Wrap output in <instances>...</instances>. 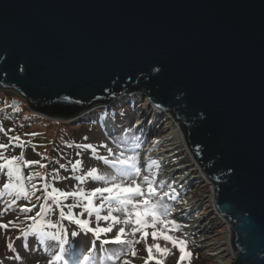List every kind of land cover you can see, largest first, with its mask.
I'll return each mask as SVG.
<instances>
[{"label":"water","instance_id":"water-1","mask_svg":"<svg viewBox=\"0 0 264 264\" xmlns=\"http://www.w3.org/2000/svg\"><path fill=\"white\" fill-rule=\"evenodd\" d=\"M136 87L213 185L233 264H264V0H0L11 105L73 120Z\"/></svg>","mask_w":264,"mask_h":264},{"label":"rangeland","instance_id":"rangeland-1","mask_svg":"<svg viewBox=\"0 0 264 264\" xmlns=\"http://www.w3.org/2000/svg\"><path fill=\"white\" fill-rule=\"evenodd\" d=\"M0 92H6L5 94L10 95L8 97L13 98L8 101V105L12 107L13 105H11V103L17 98V96L7 91ZM129 94L130 93H126L122 95L120 98L109 103V105L99 104L97 107H94L86 112V114H82L74 120H63L64 123L62 125L66 126V128H58L59 126L54 122L47 123L45 121L43 122L45 124H41V126L37 123H33L25 133L23 130L20 131V129H22L20 126L22 123H25L24 118L28 117L27 113H32L28 106L25 104L21 109H16V111L13 108H18V105L13 106L11 111L10 108H4L3 116L7 111H10V116L15 114L18 115H16L13 123H8L6 125L7 127L10 126L11 128H15V131H12V133L5 130V133L3 134L4 140L0 139V145L3 144L4 146H9L10 144L18 142L24 146L19 147L21 150L18 147L13 148L12 150L7 147L0 148V163H4L7 159L13 157H18L25 161L26 163L21 164V172L24 178L23 182L26 190L30 193L34 192V195H31L29 199L21 198L13 203L14 197L8 195L6 190L3 189V184L8 182L7 172L6 170L0 171V193H4V195L0 196V224H8L7 229L0 228V264H49V261H51L54 258V255L58 253L60 248L58 241L47 240L44 243H41L39 239L34 238L31 228H26L27 224L29 223L30 226L33 221L31 219L27 221L22 220V216L28 217L30 214L20 211L21 208L32 207V205H36L38 210L40 209L41 204L50 205L48 199L45 198L47 195L44 190L45 184L48 185V193L52 192L53 188H55L57 192H72L77 191L82 187L85 192H89L96 187L102 186V182L93 181L92 178L87 175L88 172H91L92 169H96L97 174L107 175L111 171L107 165L103 164V161L98 159L99 156L109 155L107 148H112L113 152L116 154L120 151H125V155L137 154L140 158L141 164L144 165L146 162H150V160L142 161V157H146L145 154L156 152L160 146L168 144L166 140L169 138L170 131L177 127V121L173 120L170 113L166 116L168 119L167 122L161 120L157 116L158 111H155L146 99V91L134 90L131 93V96L128 97L127 95ZM127 99L131 100V102ZM121 102V109L115 107V110H110L111 106ZM21 105L23 104H20V107ZM102 107L107 108L103 109V111L107 110L109 113L98 111L101 110ZM138 118H140V122L142 123L140 128H138ZM7 121L9 120L6 119V122ZM63 121L60 120L61 123ZM111 123L114 126H119L118 124H120L118 131L113 128ZM43 127L47 130V134L42 137L45 145L41 142V144H37L38 147H29V149H27L25 143H28L29 141H24L23 138L30 140L28 139L30 136L29 133L33 131H35L36 137L39 134V131L43 130ZM78 129L79 131L77 132ZM2 133L3 131L0 129V135H2ZM58 134H63V136L61 135L58 138L60 145L55 146L51 150L50 143L56 139L55 136ZM64 135L66 136L64 137ZM14 137H19V140L13 139ZM63 137L66 140L70 138L69 141L71 142H63ZM32 140L33 139H31V141ZM81 143L92 145L93 148H95V152L91 149L85 151L84 149L77 147ZM104 145H106L107 148L102 147ZM137 145H139V147H137ZM173 155L174 156H171L169 161L165 162H163L164 157L161 155L159 158L157 157L153 159L157 160L158 163L160 161V169H164L162 175L158 178L159 180L157 179L158 182L160 180L164 181V191L170 190L167 187L168 179H172V187L174 189L177 188L181 190L179 191L176 189L178 194L176 192L175 194H177L178 197L175 201L166 198V202L171 208L174 206L179 208V210H182L184 207L189 208L188 211H184V213H172L171 218L175 219L176 224L179 225L180 228L178 231L167 233L177 238H185L188 241V248L186 251H191L192 256L182 262V264H218L214 259V256H208L206 253L212 252L216 247L221 249V246H223L224 253L220 260L225 262L231 260L232 255H230V250L224 248L226 246L225 244H221V241L224 239L222 228L226 229V227L222 226L221 221H219L214 212L210 197L212 190L208 184L198 180L200 178L191 179L193 176H189V172L192 171L191 169L194 170V175L197 170L194 169L196 168V165H191L192 157L187 153L183 146L180 149H174ZM82 157L84 159H81ZM78 160L80 161V165L77 166L78 168L75 171H73V166L76 165ZM61 164L65 166L62 169L60 168ZM165 164L168 165L162 169ZM41 165H44V167H41ZM177 168H182L181 170L183 172H175ZM155 170L156 168L152 169L154 172ZM37 173H39V175H37ZM144 174V171H142L141 178ZM185 174L188 175L186 182L189 180L190 184L187 182V185L183 184L186 186H182L180 185L182 182H180V184L178 183V177L185 178ZM81 175L84 176L83 183L76 179V177ZM30 176L31 180L28 179ZM174 180H177V185H173ZM137 182L139 183L140 180ZM33 184L36 185L35 189L32 188ZM170 184L171 182L169 181V185ZM37 196L40 197L39 200L36 199ZM184 196L187 197L184 204L178 203L183 202L179 200ZM189 202L198 204L196 209L190 208L194 204L190 205ZM94 204L99 206L100 200L95 199ZM106 208L107 205H105V209ZM78 209L79 206L76 210ZM63 210L66 211L65 209ZM105 214L106 210H102L101 215ZM212 215L215 217H211ZM54 218L55 216L43 215L42 217H37V221L44 220L55 224L53 220ZM213 218L217 219L213 221V229H208L206 224L208 221L212 223ZM90 219V225L96 227L97 222L95 216L93 215ZM200 219L203 221H199ZM9 221L12 223L9 224ZM196 221L197 223H195ZM200 222L202 225L206 226L205 229L210 231L209 235L206 236L201 234L200 230L203 226L199 224ZM107 223H110V221L99 222L102 227L107 226ZM156 227L157 230H164V226L162 225H157ZM57 230L58 229L50 228L49 232H55ZM187 230H193L188 238H186ZM129 231L130 226L126 227V233ZM146 231L149 233L146 238H142L141 233H136L135 237L126 235L125 239H131L134 241L139 240L140 242L133 244V248L137 255L135 257L128 255L127 257H124V259H127L129 264H156L155 261L145 263L144 258L148 255L147 247L152 246L154 243H159L162 248H167L168 252L164 256H161L155 251V249H153L152 254L160 259L164 258L167 264H179L178 249L173 248L170 243H167L162 239L153 241L150 235L153 231L152 228H148ZM198 232L199 234H197ZM65 233L66 237H68L67 232ZM113 234L114 233L108 234L109 238H112ZM91 237V233H82L80 236H77L74 241V247L70 245L66 246L65 257L67 258V254L71 250H75L77 255L85 252L91 247L93 242L98 250L100 247L99 242L92 241L93 237ZM9 243L13 245L11 249L7 247ZM104 247L107 249V252L104 253L105 255H110L113 251L120 250L119 247L115 245H107ZM15 257H20V259L17 260ZM107 264H123V261L107 262Z\"/></svg>","mask_w":264,"mask_h":264},{"label":"snow or ice","instance_id":"snow-or-ice-1","mask_svg":"<svg viewBox=\"0 0 264 264\" xmlns=\"http://www.w3.org/2000/svg\"><path fill=\"white\" fill-rule=\"evenodd\" d=\"M159 71V69H157ZM13 139L19 140V137ZM6 147L0 145V148ZM85 149H91L95 152L90 144L78 145ZM106 147V145L102 146ZM139 147V145H137ZM131 151V150H129ZM108 156H99L98 159L103 161L111 171L107 175L97 174L96 169L88 172V176L93 181L102 182V186L96 187L90 192H84L83 189H78L72 192H57L55 188L52 192L48 193V185L45 184V192L47 193L46 199H51L57 208H60V220H67L75 226L76 230L71 232V236H77L78 232L91 233L95 241L99 242L100 247L97 250L95 244L89 247L85 252L77 255L75 250H71L65 257V245L68 243L65 229L57 224L46 222L44 220L37 221V217H42L45 212L52 209L46 205H40V211H37L35 216L29 217L33 223L29 226L31 228L34 238L44 243L47 240L59 241L60 248L54 258L49 261V264H107V262L123 261V264H129L127 259L128 255L135 257L137 255L133 248L134 243H139V240L125 239L126 235L135 237L136 233H141L142 238H146L149 233L146 231L152 228L151 238L153 241L159 239L170 243L179 252V264H182L186 259L192 256L191 251H186L188 248V241L185 238H177L173 235L167 234L168 232L178 231L180 226L172 217V208L166 202V198L175 201L177 199L175 190L171 185L167 187L170 191H164L165 183L163 180L157 181V173L152 171L153 168L159 169L161 166L157 160L151 159L150 162L141 164L140 158L137 154L125 155V151H120L118 154L113 152L112 148H107ZM111 157V158H109ZM26 163L21 158L13 157L7 159L4 163H0V171L6 170L7 183L3 184V189L7 194L13 196V203L21 198L29 199L33 193L26 190L23 175L21 172V164ZM80 165V161L76 162L73 166V171ZM44 167V165H41ZM63 164L60 168H64ZM144 175L141 178V173ZM39 175V173H37ZM31 180V176L28 177ZM81 183L84 181V176L76 177ZM140 180L138 183L137 181ZM32 188L35 189L36 185L33 184ZM107 194V195H106ZM4 193H0V196ZM68 197H82L75 203L68 205V211L65 213L61 207V198L67 199ZM40 199L39 196L36 197ZM99 199L100 205L96 206L94 200ZM105 205L107 208L105 209ZM82 207L83 211L76 215L73 210L77 207ZM32 207L21 208L20 211L24 213L32 212ZM102 210H106L105 215H101ZM88 217L95 216L97 222L96 227L90 225V220L82 218L84 214ZM119 214V215H117ZM109 222L107 226H100L99 222ZM12 222L9 221V224ZM157 225L164 226V230H157ZM15 226V225H14ZM130 226V231L126 233V227ZM8 224H0V228L7 229ZM58 229L55 232H49L47 229ZM115 229V232H114ZM114 233L112 238L108 234ZM115 245L119 247V251H113L110 255H105L107 249L104 246ZM9 249L13 247L11 243L7 245ZM153 249L161 256L167 252V248H162L159 243H154L152 246L147 247L148 260H152ZM19 260L20 257H15ZM156 264H161L157 260Z\"/></svg>","mask_w":264,"mask_h":264},{"label":"trees","instance_id":"trees-1","mask_svg":"<svg viewBox=\"0 0 264 264\" xmlns=\"http://www.w3.org/2000/svg\"><path fill=\"white\" fill-rule=\"evenodd\" d=\"M137 88V90H141L140 88H138V87H136ZM6 93V92H5ZM4 92L3 93H1L0 92V129H2V131H3V133H2V135H0V139L1 140H4V136H3V134L5 133V130L7 131H10V132H12V131H15V128H11L10 126L9 127H7L6 125L9 123H13L14 121H15V117H16V115H18V114H15V115H11L10 116V111H11V108H13V106L11 107V106H9L8 105V101H10V100H12L13 98L12 97H8V96H10V95H8V94H5ZM121 104H122V102L121 103H118V104H115L114 106H111L110 108V110H115L116 108L115 107H119V109H121L120 108V106H121ZM25 104H23V105H21V107L20 106H18V108H13V109H15V111H16V109H21L22 108V106H24ZM20 107V108H19ZM4 108H10V111H7V112H5L4 113V116H3V110H4ZM98 111H100V112H105V113H109L107 110H105V111H103V108L101 109V110H98ZM97 111V112H98ZM28 114V117H25L24 118V122L25 123H22V125L20 126V128H22V129H20V131L21 130H23L24 131V133L29 129V127L33 124V123H37L38 125H40L41 126V124H45V123H43V122H47V123H49V122H51V123H55V124H57V126H59L58 128H66V126H64V125H62L63 123H64V121L61 123L60 122V120H57V119H53V118H45V117H43V116H39V115H36V114H34V113H31V112H28L27 113ZM78 118V117H77ZM6 119L7 120H9V121H7L6 122ZM3 120H5V121H3ZM119 126H120V124H118ZM68 127V126H67ZM19 131V132H20ZM43 131V132H42ZM40 130L39 131V134L35 137V131H33V132H31V133H29L30 134V136H29V138L28 139H30V140H26V139H24L23 138V140L24 141H29L28 143H25V145H27L26 147H27V149H29V147H38V145L37 144H41V142L45 145V143H44V141L42 140V137L44 136V135H46L47 134V130L43 127V130ZM79 131V129L77 130V132ZM13 133V132H12ZM63 136V134H58V135H56L55 136V140L52 142V143H50V149L52 150L55 146H59L60 144V141H58V138L60 137V136ZM66 135H64V137H65ZM63 137V142L65 141V142H68L69 141V139L68 140H66L65 138ZM31 139H33L32 141H31ZM69 142H71V141H69ZM1 145H3V144H1ZM81 146L82 145H85V143H81L80 144ZM22 146H24L23 144H21V143H18V142H16V143H14V144H10L9 146H6L7 148H9V149H13V148H19V147H22ZM5 147V148H6ZM20 150H21V148H19ZM80 149H84L85 151L86 150H88V149H85V148H83V147H80ZM81 159H84L83 157L81 158ZM2 162V161H1ZM78 167H76V169H77ZM80 189H83V187L82 188H80ZM93 190V189H92ZM91 190V191H92ZM84 191V190H83ZM59 192V191H58ZM61 192H64V191H61ZM85 192V191H84ZM90 192V191H89ZM177 195V194H176ZM78 199H82V197H75V198H73V197H68L67 199H64V198H61V207L63 208V209H65L66 211H65V213H67V211H68V205H71V204H73V203H75V202H72V201H76V200H78ZM48 201L50 202V205H49V207L52 209L51 211H48V212H45L44 213V215H48V216H55V218L53 219L54 220V222H55V224H57L58 223V225L60 226V227H63L64 229H65V232H67V234H68V237H67V239H68V243L65 245V247L66 246H68V245H70V246H72V247H74V241L76 240V238H77V236H80L82 233H85V232H78V235L77 236H71V232L72 231H74V230H76V228H75V226L74 225H72L69 221H67V220H60V217H59V211H60V208H57L56 206H55V204H54V202L51 200V199H48ZM37 211H40V209L38 210L36 207H34L33 209H32V212H30V213H27V214H30L28 217H26V216H22V220L23 221H27V220H30L29 219V217H31V216H35V214H36V212ZM83 211V209H82V207H79V209L78 210H76V208L73 210V212H74V214H76V215H79L81 212ZM82 218H85V219H89V220H91L90 219V217H88L87 216V214L85 213V215L82 217ZM61 221H62V223H61ZM64 221V222H63ZM26 228H29V223L27 224V227ZM48 231L50 230V228L49 229H47ZM86 234V233H85ZM92 238V237H91ZM92 241H95L94 240V238L92 239ZM58 243L60 244V242L58 241ZM94 244V242L92 243V245ZM91 245V246H92ZM152 256H153V259L152 260H148V255L144 258V262L145 263H148V262H151V261H157V260H159V261H161V264H167V262H165V259L163 258V259H160V258H158L156 255H154V254H152Z\"/></svg>","mask_w":264,"mask_h":264},{"label":"bare ground","instance_id":"bare-ground-1","mask_svg":"<svg viewBox=\"0 0 264 264\" xmlns=\"http://www.w3.org/2000/svg\"><path fill=\"white\" fill-rule=\"evenodd\" d=\"M158 111V113H157V116L161 119V120H165V122H167L168 121V119H167V117L166 116H168L169 114H167V113H164V112H161L160 110H157ZM80 115H82V114H80ZM175 121V120H174ZM137 123H138V128H140L141 127V125H142V123L140 122V118H138V120H137ZM112 124V123H111ZM178 124V123H177ZM178 126H179V124H178ZM176 127V128H173L171 131H170V134H169V138L166 140V142L168 143V144H166V145H163V146H160L159 148H158V150L156 151V152H153V153H147V154H145V156L146 157H142V161H147V160H151V159H153V158H159V156L161 155V156H163L164 157V159H163V162H165V161H169L170 160V158H171V156L173 155V150L174 149H180V148H182V146L185 148V150L187 151V153L191 156V154L189 153V151H188V148H187V145L185 144V140L183 139V133L181 132V130H180V127ZM116 131H118V127H113ZM116 133V132H115ZM144 154H142V155H144ZM175 154V153H174ZM177 154V153H176ZM192 157V156H191ZM192 160V162H191V165L192 166H194V165H196V162L193 160V158L191 159ZM166 167V166H165ZM196 168H194V169H196L197 170V172L195 173V175H194V170L193 169H191L192 171L191 172H189V176H193V178H191V179H195V178H200V179H198V180H200L201 182H204L205 184H208V186L211 188L213 185L210 183V181L208 180V179H205V177L203 176V175H201L200 174V172L198 171L199 170V168L197 167V166H195ZM164 168V167H163ZM182 168H177L176 170H175V172L177 171H182L181 170ZM157 172L159 173L160 172V169H157ZM183 172V171H182ZM180 173V172H179ZM178 173V174H179ZM183 175H184V173H183ZM185 178H179L178 177V179L180 180V182H182V184H180V185H182L183 186V184H186L187 185V182H188V184H190V182H189V180L186 182V178H187V176L188 175H186L185 174ZM202 179V180H201ZM179 182V183H180ZM186 182V183H185ZM185 185V186H186ZM185 190V189H184ZM211 197V196H210ZM190 203V205H192V204H194L193 202H189ZM189 205V204H188ZM212 205H213V208H214V212H215V214H216V210H215V207H214V202H212ZM198 206V204H194V205H192L190 208H195L196 209V207ZM188 207H184L182 210H179V208H176L175 206H174V208H173V211H172V213H178V212H182V213H184V211H188ZM211 217H215L214 215H212ZM216 217L219 219V221H221V224H222V226H225L226 227V229L225 228H222V233H223V237H224V241L222 240L221 241V244H225L226 246L224 247V248H227V249H229L230 250V255H232V258H231V260H228L227 262H225V261H222V260H220V259H222V256H223V251H224V249H223V246H221V249H219V247L217 248L216 247V249L215 250H213L212 252H207L206 254L208 255V256H210V255H212V256H214V259L217 261V263L218 264H229L230 262H232V261H234V260H232V259H234V256H233V250L230 248V246H229V241H230V236H231V231H230V226L229 225H227V223L225 222V220H223L222 218H219L217 215H216ZM214 220H217L216 218H213L212 219V223L210 222V221H208V223L206 224L208 227V229H213L212 227H213V221ZM199 221H203V220H199ZM193 222V221H192ZM196 223V222H195ZM199 224H201V222L199 223ZM215 227V226H214ZM229 227V228H228ZM208 229H205V230H200V232H201V234L202 235H209V230ZM229 240V241H228ZM214 248V247H213ZM226 250V249H225ZM211 251V250H210ZM232 264H233V262H232Z\"/></svg>","mask_w":264,"mask_h":264},{"label":"clouds","instance_id":"clouds-1","mask_svg":"<svg viewBox=\"0 0 264 264\" xmlns=\"http://www.w3.org/2000/svg\"><path fill=\"white\" fill-rule=\"evenodd\" d=\"M99 108V107H98ZM97 108V109H98ZM82 114H86V113H82ZM40 116V115H39ZM81 116V115H80ZM77 118V117H76ZM74 120V119H73ZM200 171V170H199ZM200 174H201V172H200ZM216 214H218L217 212H216ZM220 217H222V215L221 214H218ZM223 218V217H222ZM224 219V218H223ZM225 220V219H224ZM226 222V221H225ZM227 223V222H226Z\"/></svg>","mask_w":264,"mask_h":264},{"label":"built area","instance_id":"built-area-1","mask_svg":"<svg viewBox=\"0 0 264 264\" xmlns=\"http://www.w3.org/2000/svg\"><path fill=\"white\" fill-rule=\"evenodd\" d=\"M219 218H222L220 217L218 214H216ZM223 219V218H222ZM224 220V219H223ZM228 225V224H227ZM229 228V227H228ZM202 230H205V228H203ZM229 246H230V241H229ZM232 264V263H231Z\"/></svg>","mask_w":264,"mask_h":264}]
</instances>
